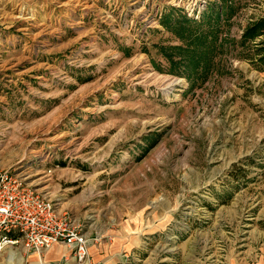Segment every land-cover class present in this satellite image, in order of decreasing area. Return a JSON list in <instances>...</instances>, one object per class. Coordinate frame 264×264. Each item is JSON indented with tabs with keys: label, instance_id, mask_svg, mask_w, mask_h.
<instances>
[{
	"label": "rangeland",
	"instance_id": "rangeland-1",
	"mask_svg": "<svg viewBox=\"0 0 264 264\" xmlns=\"http://www.w3.org/2000/svg\"><path fill=\"white\" fill-rule=\"evenodd\" d=\"M166 15L207 35L192 56L159 50L185 46ZM262 17L264 0H0V170L132 221L121 264H264V29L242 40Z\"/></svg>",
	"mask_w": 264,
	"mask_h": 264
},
{
	"label": "built area",
	"instance_id": "built-area-1",
	"mask_svg": "<svg viewBox=\"0 0 264 264\" xmlns=\"http://www.w3.org/2000/svg\"><path fill=\"white\" fill-rule=\"evenodd\" d=\"M57 243L67 247L73 264H102L90 261V239L68 213L56 208L47 192L9 168L0 170V255L7 244L42 253ZM68 259L45 264H68Z\"/></svg>",
	"mask_w": 264,
	"mask_h": 264
},
{
	"label": "crops",
	"instance_id": "crops-1",
	"mask_svg": "<svg viewBox=\"0 0 264 264\" xmlns=\"http://www.w3.org/2000/svg\"><path fill=\"white\" fill-rule=\"evenodd\" d=\"M3 34V33H2ZM0 35V47H12L14 43L13 36L10 34ZM12 59H0V101L3 100L4 109L10 107V103H6L9 96L7 86L10 85L12 76ZM82 204H84V212L81 214ZM82 203V199L78 195L70 198H65L58 205L59 210H66L75 216V219L82 225L86 235H99L100 240L97 243L89 246V254L92 261L101 262L102 264H121L120 254L123 251L137 248L141 245L142 236L139 233L131 232L134 224L129 222L131 226L127 229L122 218L112 216L108 219H102L97 216L94 208H88ZM143 244V243H142ZM63 256L68 259V264H73L74 259L70 255V251L64 244L57 243L50 249L38 253L34 251H26L22 244L11 245L7 244L0 255V264H45L52 261H59ZM71 256V257H69Z\"/></svg>",
	"mask_w": 264,
	"mask_h": 264
},
{
	"label": "trees",
	"instance_id": "trees-1",
	"mask_svg": "<svg viewBox=\"0 0 264 264\" xmlns=\"http://www.w3.org/2000/svg\"><path fill=\"white\" fill-rule=\"evenodd\" d=\"M219 14L221 15V10L216 15L217 21L219 20ZM191 19L185 17V16H176L171 17L170 15H166L163 17V25L166 29L174 31L177 33L179 38L185 43V46L177 45V46H166V45H160L159 50L167 56L168 59H173L174 55L177 54L178 56L187 55L188 53L193 51V47H195L200 42H205L207 40V35H205L202 32L197 33V31H194L193 28H191ZM205 22L213 23L211 15H205L200 21L196 22V25H201ZM264 29V17L258 19L253 24L247 26L245 29L242 40L248 41L252 40L258 35L261 34L262 30ZM211 39L212 42L216 41L217 35L216 30L211 29ZM188 45H192V48H188ZM264 49V48H263ZM192 56V54L190 53ZM191 60V59H188ZM264 63V55L261 56V59ZM198 60L196 61L195 65H197ZM61 164H64L63 162Z\"/></svg>",
	"mask_w": 264,
	"mask_h": 264
},
{
	"label": "bare ground",
	"instance_id": "bare-ground-1",
	"mask_svg": "<svg viewBox=\"0 0 264 264\" xmlns=\"http://www.w3.org/2000/svg\"><path fill=\"white\" fill-rule=\"evenodd\" d=\"M167 83H168V82H167ZM173 83H174L173 81H172V82H169V83H168V86L173 85Z\"/></svg>",
	"mask_w": 264,
	"mask_h": 264
}]
</instances>
